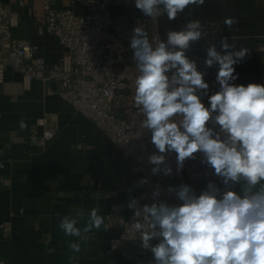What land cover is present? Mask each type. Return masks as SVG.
Masks as SVG:
<instances>
[{
	"label": "clouds",
	"instance_id": "1",
	"mask_svg": "<svg viewBox=\"0 0 264 264\" xmlns=\"http://www.w3.org/2000/svg\"><path fill=\"white\" fill-rule=\"evenodd\" d=\"M134 3L144 16L166 14L174 21L186 8L203 6L205 0ZM224 23L231 29L237 20L228 17ZM203 35L198 19L187 21L179 30H168L166 40L156 38L155 43L143 27H135L130 40L138 73L133 101L143 116L141 128L151 133L157 150L149 157L153 174L165 165L167 153H176L178 170L186 159L202 153L203 162L221 178L224 190L209 182L197 195L190 186L181 185L178 190L169 188L179 204L161 201L142 208L133 198L127 204L134 214L131 227L140 233L141 247L150 250L155 264H264V85L233 83L238 79L234 66L249 49L235 50L225 37L221 40L223 54L215 46L207 49L205 66L219 65V90L208 95L210 86L204 73L186 55L191 43ZM210 122L218 130L209 127ZM19 127L26 129V122L21 120ZM163 172L171 175V166H165ZM99 213L100 206L93 207L83 228L71 214L60 219L63 233L78 238L69 243L70 251L79 253V241L86 242L93 229L103 225L108 230ZM141 216L142 221L135 219ZM69 260L75 257L69 256Z\"/></svg>",
	"mask_w": 264,
	"mask_h": 264
},
{
	"label": "crops",
	"instance_id": "2",
	"mask_svg": "<svg viewBox=\"0 0 264 264\" xmlns=\"http://www.w3.org/2000/svg\"><path fill=\"white\" fill-rule=\"evenodd\" d=\"M21 15L12 31L16 40L28 41L38 55L56 64L66 49L52 35H39L37 26L45 23L47 0H3ZM54 10L72 9L84 16L87 7L69 0H48ZM129 8V9H128ZM32 12L33 16L29 15ZM116 32L131 29L135 18L146 16L133 7L112 8ZM55 83L35 81L29 91L20 74L6 71L0 84V255L5 264H137L130 255L134 248L119 247L110 253L112 241L121 230L110 227L93 229L87 241H79L81 251H70V242L59 228L60 219L71 214L83 228L90 210L99 205L105 217L114 204L138 200L139 176L131 173V163L108 140L96 124L76 113L57 94ZM47 118L57 129L53 142L38 146L42 128L37 121ZM27 124L19 127L20 121ZM126 216H130L127 207ZM69 256L75 260L70 261Z\"/></svg>",
	"mask_w": 264,
	"mask_h": 264
},
{
	"label": "built area",
	"instance_id": "3",
	"mask_svg": "<svg viewBox=\"0 0 264 264\" xmlns=\"http://www.w3.org/2000/svg\"><path fill=\"white\" fill-rule=\"evenodd\" d=\"M69 1L72 7L78 2L84 4L88 13L78 16L72 9L54 10L47 0L44 4L45 23L37 26L39 35L57 37L66 49L60 61L50 65L37 54L36 46L28 41L13 38L12 31L19 26L21 15L10 4L0 0V84L5 82L8 69L21 75L26 91L31 89L35 81L57 84L58 96L70 104L76 113L94 122L104 136L129 160L131 173L139 176L140 181L146 180L141 183L138 195L137 206L140 208L145 204L151 205L161 201L179 204L175 192L170 193L169 188L178 190L181 185L190 186L197 195L207 189L209 182L216 184L223 191L221 178L215 175L214 169L203 162L205 158L202 153L194 154V159H186L182 170L177 169L176 153H167L166 163L160 166L161 170L156 174L151 171L153 165L149 163V157L157 150L151 143V133L141 128L143 116L133 101L134 80L138 73L130 40L133 29L137 26L148 32L150 42L155 43L156 38L161 40L158 31L161 15L157 18H135L131 29L113 33L112 8L133 7L134 0ZM32 14L29 12V15L33 16ZM201 24L205 35L191 43L186 55L196 62L198 71L204 73V79L210 86L208 95H211L219 90V84L216 82L219 65L210 68L205 66L208 47L215 46L217 51L223 54L221 40L225 37L230 45L234 44L235 50L247 48L250 51L251 46L239 37H228L218 21ZM258 49L264 53V43ZM257 84L264 85V60ZM202 100L209 106L207 96H203ZM49 122L47 118L37 121V126L42 128V133L38 136V146L41 148L53 142L57 135V129ZM209 127L216 130L219 128L211 122ZM167 165L172 168L171 175H165L163 172ZM235 190L239 191V185L235 186ZM157 191L160 195L155 197L153 193ZM126 210L124 204H114L105 217L108 226L121 230L120 237L112 241L110 253L113 254L123 245H129L135 249V253L130 257L136 260L137 264H155L150 250L141 247L140 233L131 227L134 220L133 210L130 209L129 217L126 216ZM135 219L143 220L142 216ZM4 228V225H0V229ZM156 242L152 241L153 244ZM0 264H5L1 255Z\"/></svg>",
	"mask_w": 264,
	"mask_h": 264
},
{
	"label": "trees",
	"instance_id": "4",
	"mask_svg": "<svg viewBox=\"0 0 264 264\" xmlns=\"http://www.w3.org/2000/svg\"><path fill=\"white\" fill-rule=\"evenodd\" d=\"M228 17L237 20L231 29L224 23ZM195 19L201 23L218 21L228 37H239L251 46L248 55L234 66L238 79L233 83L245 86L257 83L264 60V53L258 49L264 43V0H205L203 6L186 8L174 21H169L166 14L161 15L158 21L161 40H166L168 30H179L187 21Z\"/></svg>",
	"mask_w": 264,
	"mask_h": 264
},
{
	"label": "rangeland",
	"instance_id": "5",
	"mask_svg": "<svg viewBox=\"0 0 264 264\" xmlns=\"http://www.w3.org/2000/svg\"><path fill=\"white\" fill-rule=\"evenodd\" d=\"M128 9H129V8H128ZM111 32L115 33V32H116V29L113 27V28L111 29Z\"/></svg>",
	"mask_w": 264,
	"mask_h": 264
}]
</instances>
